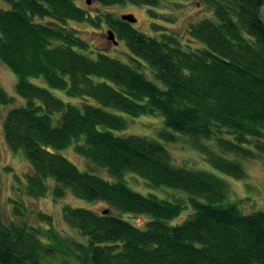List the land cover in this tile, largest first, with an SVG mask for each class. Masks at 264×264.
Wrapping results in <instances>:
<instances>
[{"label":"trees","instance_id":"16d2710c","mask_svg":"<svg viewBox=\"0 0 264 264\" xmlns=\"http://www.w3.org/2000/svg\"><path fill=\"white\" fill-rule=\"evenodd\" d=\"M96 1L104 8L161 2ZM2 2L9 7L0 8V60L15 74L17 94L26 101L7 112L2 127L10 150L30 165L25 194L39 199L52 192L55 200L71 194L106 204L108 213L63 206L67 225L88 240L71 241L69 251L62 249L67 241L49 214L37 217L48 228L0 217V264H264V211L245 214L230 200L221 176L176 165L164 143L116 135L129 122L111 111L162 117L160 136L167 142L188 136L215 170L245 179L243 165L224 155L264 156V0H202L215 19L191 23L187 44L157 25L163 32L149 36L124 15L101 10L93 16L75 0ZM70 22L106 25L126 43L131 62L91 50ZM193 42L200 47L192 48ZM33 79L80 99V105ZM15 101L0 87V120ZM205 141H215L220 152ZM252 143L257 151L245 148ZM70 147L111 178L83 171L59 152ZM127 173L151 188L187 196L141 194L125 181ZM15 203V215L23 217V205ZM190 209L183 223L172 224ZM114 211L152 219L141 229Z\"/></svg>","mask_w":264,"mask_h":264},{"label":"rangeland","instance_id":"374dc122","mask_svg":"<svg viewBox=\"0 0 264 264\" xmlns=\"http://www.w3.org/2000/svg\"><path fill=\"white\" fill-rule=\"evenodd\" d=\"M75 2L93 16L101 10L113 12L117 17L128 14L134 15L137 20L134 26L139 31L149 36H158L163 30L156 29L155 26L157 25L163 27L167 32L174 31L175 33H179L185 44L189 41L187 34L191 23H197L204 19H215L214 11L204 5L202 0H161L160 6L158 7L127 4L111 8L100 6L96 0H92L91 5H88L87 0H75ZM8 7V4L4 2L0 5V8ZM151 12H154L156 15L153 16ZM70 27L79 30L81 37L91 45V50L96 51V49L99 48L107 52L110 56L123 62H131L132 55L126 43L116 38L118 44H115L114 41L110 39L109 29L106 25L94 27L87 23L70 22ZM190 45L192 48L200 47V44L196 42ZM88 54L92 55L90 53ZM147 76L150 80L163 87L160 82L154 79L149 70H147ZM32 81L41 87L49 89L56 97L65 102H70L75 105H80L81 103L80 99L70 98L64 91L49 88L43 79H33ZM16 83L17 78L15 74L0 60V87L16 98L14 105L5 108L0 120V217L9 222L20 223L26 221L33 225L39 224L43 228H48L49 225L46 222L40 223L37 217L39 213L49 214L53 218L55 231L67 241L62 249L64 251H69L68 248L73 246L71 241L86 243L88 240L81 237L77 231L67 225L63 217V206L70 205L89 209L98 213H102L108 209V206L104 203L82 200L71 194H68L61 200H55L52 192L46 197L39 199L30 198L25 194L26 174L31 173L30 165L22 153L15 154L10 150L6 144L2 127L7 112L13 108L25 105L26 103V101L17 94ZM111 111L125 117L129 122L128 128L121 132H115L116 135L121 137H129L132 135L148 137L164 143L172 153L176 165L192 169L207 170L221 176L229 185L230 200L239 202L240 208L245 214L264 211L263 155L258 154L257 158L247 159L235 154H225L224 156L228 159L240 162L243 165L247 177L238 180L215 170L206 160L205 156L193 147L191 139L188 136L178 135L176 136V140L171 143L162 138L160 133L165 127L162 117L147 115L135 118L116 110ZM224 138L233 140V137L227 134L224 135ZM262 141L264 142V139L261 140V142ZM205 143L215 148L216 152H220L215 141H205ZM245 148L257 151L255 143L246 144ZM59 152L76 164L81 170L90 171L105 179L111 178L105 169L99 168L87 159L77 155L74 147ZM125 181L133 190L144 195H157L164 199H172L175 196L182 195L187 196L186 193L175 189L151 188L143 178L133 173H127ZM15 202H21L23 205V217L15 215ZM191 212V209L185 211L179 218L175 219L172 224L183 223ZM114 213L141 229H145L146 224L152 219L148 215L135 216L119 213L117 211H114Z\"/></svg>","mask_w":264,"mask_h":264},{"label":"water","instance_id":"95a60500","mask_svg":"<svg viewBox=\"0 0 264 264\" xmlns=\"http://www.w3.org/2000/svg\"><path fill=\"white\" fill-rule=\"evenodd\" d=\"M88 5L92 4V0H87ZM122 19L125 21H129L131 23H136V18L134 17V15L128 14V15H124L122 16ZM110 34V39L114 41L115 44H118V41L116 40L115 35L113 34L112 31H109ZM104 213H108V210L104 211Z\"/></svg>","mask_w":264,"mask_h":264}]
</instances>
